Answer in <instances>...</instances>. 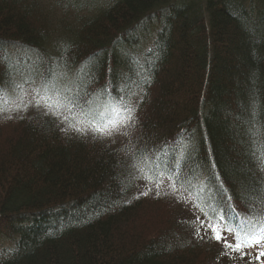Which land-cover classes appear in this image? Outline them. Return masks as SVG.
<instances>
[{"label":"trees","instance_id":"1","mask_svg":"<svg viewBox=\"0 0 264 264\" xmlns=\"http://www.w3.org/2000/svg\"><path fill=\"white\" fill-rule=\"evenodd\" d=\"M40 61L92 80L91 93L108 86L117 107L135 104L136 127L67 112L64 122L0 119V264H248L197 239L210 235L206 208L155 199L154 188L136 199L152 185L132 164L145 146L194 133L198 163L214 160L236 211L248 212L264 181L247 154L254 108L264 124V0H0V99L19 96L3 83L10 67Z\"/></svg>","mask_w":264,"mask_h":264},{"label":"snow or ice","instance_id":"2","mask_svg":"<svg viewBox=\"0 0 264 264\" xmlns=\"http://www.w3.org/2000/svg\"><path fill=\"white\" fill-rule=\"evenodd\" d=\"M27 63L31 64V61ZM42 65L43 61L26 69H20L17 65L10 67L6 72L7 79L3 83H7L14 92L25 97L18 110H26L31 106L27 99L31 97L36 107H43L46 115L60 122L67 119L65 115L67 112L79 114L89 123L95 122L104 128L115 127L118 119L121 126L129 130L135 129L138 111L135 104H121L117 107V98L111 96L108 86L91 93L87 91V87L93 81L74 80L65 70L66 65L61 67L57 62L55 67L49 66L47 69ZM18 74L23 77L21 82L15 80ZM81 74H84L83 71ZM4 92L5 89L0 86V95ZM128 92L133 96L139 95L131 86V82L128 85ZM140 92L147 95L142 88ZM101 95H106L108 98L101 101ZM119 99L121 101L124 99L122 88L119 89ZM139 103H143L142 97ZM98 116L100 120H97ZM248 125L250 147L247 154L256 164L257 169L264 172V146H262L264 124H261L255 108ZM61 130L68 132L69 128ZM72 130L80 135H86L89 129L80 127ZM96 131L99 132L100 128ZM193 139L194 133L187 137L182 133L172 142H166L155 148L145 146L137 152L132 167L140 173L147 170L149 175L142 178H145L152 187L135 198L147 196L154 188L155 199L171 197L177 203L193 206L198 212H204L206 208L207 212L204 221L200 222V227L210 235L205 237L197 230L195 233L197 239L207 238L221 244L225 250L221 255L228 256L230 260L237 258L232 253H238V258L241 260L246 256L249 257L248 264H253V261L264 264L261 260L264 257V181H255L252 191L258 196L247 198L251 201L247 205L248 212L246 214L237 212L215 161L210 160L207 166L198 163ZM202 169L207 172L206 177H202ZM152 177L155 179H151ZM201 204L204 208L200 207ZM229 236L232 237V241L228 240ZM245 249L256 250V255L252 256L251 252H246Z\"/></svg>","mask_w":264,"mask_h":264},{"label":"rangeland","instance_id":"3","mask_svg":"<svg viewBox=\"0 0 264 264\" xmlns=\"http://www.w3.org/2000/svg\"><path fill=\"white\" fill-rule=\"evenodd\" d=\"M19 94V93H18ZM25 97L18 96L15 94H5L0 99V119H8V118H17V117H24V116H31L33 114H45L43 107H36L35 101L31 99V97H28V101L30 102L31 106H28L26 110H18V108L21 107V101L24 100ZM66 114V112H65ZM69 116V114H67ZM66 115V116H67ZM49 116V115H48ZM51 117V116H49ZM70 117V116H69ZM97 120H100V117L97 118ZM91 124L95 126H99L100 124H97L95 122H92ZM8 243L6 240H4L0 236V249L8 248Z\"/></svg>","mask_w":264,"mask_h":264}]
</instances>
